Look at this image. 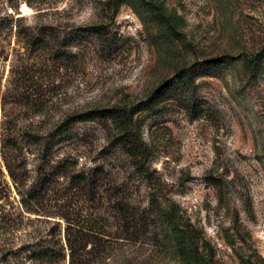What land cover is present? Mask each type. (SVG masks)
I'll return each instance as SVG.
<instances>
[{
    "label": "rangeland",
    "instance_id": "rangeland-1",
    "mask_svg": "<svg viewBox=\"0 0 264 264\" xmlns=\"http://www.w3.org/2000/svg\"><path fill=\"white\" fill-rule=\"evenodd\" d=\"M0 264H264V0H0Z\"/></svg>",
    "mask_w": 264,
    "mask_h": 264
},
{
    "label": "trees",
    "instance_id": "trees-1",
    "mask_svg": "<svg viewBox=\"0 0 264 264\" xmlns=\"http://www.w3.org/2000/svg\"><path fill=\"white\" fill-rule=\"evenodd\" d=\"M84 32H87L89 35H94L103 42V46L110 47L109 41H107V35L106 32L101 30L98 27H87L84 29ZM45 44V43H43ZM205 64H208V62H205ZM205 64H203V67L201 69H195L196 67H190L188 70H184L177 76V78H184V77H190L192 78L193 76H197L199 74H202L206 70H208L205 67ZM166 86L161 87L160 89H156L152 92V94L149 96L147 103H152L154 100L164 97L166 94ZM140 106V105H139ZM138 109H141V107L137 108H131L128 111H124L122 109H115V108H108V109H97V110H88L82 113H76L74 115L66 117L57 127V129H60L63 131L66 127L69 125L76 123V122H81V121H93V120H102L104 118H109L113 119L118 128L120 129L119 137L122 138V148L124 149L125 153L134 159L139 158L140 154L143 152L141 147H139L137 144H134V134L132 133L130 127H129V122L131 115L137 111ZM189 109H193V105ZM33 137V136H32ZM32 137L30 139H32ZM55 135L53 133H49L47 137L45 138L46 140L44 141L45 145H49L50 143L54 144L55 143ZM37 139V137L35 138ZM10 142H12V139H9ZM33 141V140H32ZM59 167L62 166L61 164L58 165ZM53 177V176H52ZM50 177H39L38 180L36 181L37 186L39 187H47L53 182V178ZM106 177V173L101 170L100 168H93V169H88L85 171H78L71 173L69 175V182L73 184V187L76 189L82 190L83 196L88 198V201L92 203V199L95 198V194H97V191L99 188H101L102 180ZM104 184H107V187H103V189H111L113 190V186H111V183L109 181H104ZM115 194L113 193V196ZM122 199V197H119ZM117 197H113V201L117 205V210L122 214V217L124 220H128L130 216H132L130 213H128L127 210V204L124 201H121ZM71 247H69L70 249ZM53 257L52 253L48 252H43L41 254L37 255L38 259H42L45 262H50ZM28 258H34V254L32 256L29 255ZM49 260V261H47Z\"/></svg>",
    "mask_w": 264,
    "mask_h": 264
}]
</instances>
